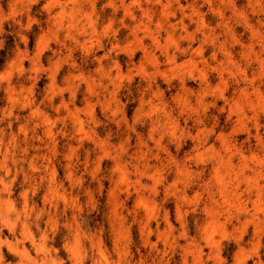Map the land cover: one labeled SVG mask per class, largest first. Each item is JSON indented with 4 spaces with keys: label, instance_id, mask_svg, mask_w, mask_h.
Wrapping results in <instances>:
<instances>
[{
    "label": "clouds",
    "instance_id": "9594fccd",
    "mask_svg": "<svg viewBox=\"0 0 264 264\" xmlns=\"http://www.w3.org/2000/svg\"><path fill=\"white\" fill-rule=\"evenodd\" d=\"M0 264H264V0H0Z\"/></svg>",
    "mask_w": 264,
    "mask_h": 264
}]
</instances>
